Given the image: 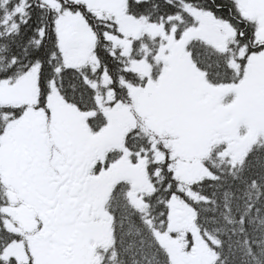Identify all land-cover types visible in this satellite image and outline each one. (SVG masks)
<instances>
[{"label":"snow or ice","instance_id":"obj_1","mask_svg":"<svg viewBox=\"0 0 264 264\" xmlns=\"http://www.w3.org/2000/svg\"><path fill=\"white\" fill-rule=\"evenodd\" d=\"M0 264H264V0H0Z\"/></svg>","mask_w":264,"mask_h":264}]
</instances>
